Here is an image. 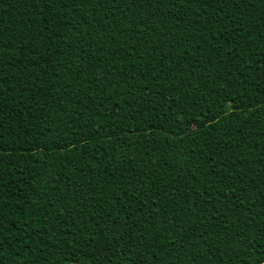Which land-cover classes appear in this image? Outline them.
<instances>
[{"label":"trees","instance_id":"trees-1","mask_svg":"<svg viewBox=\"0 0 264 264\" xmlns=\"http://www.w3.org/2000/svg\"><path fill=\"white\" fill-rule=\"evenodd\" d=\"M0 264H264V0H0Z\"/></svg>","mask_w":264,"mask_h":264}]
</instances>
